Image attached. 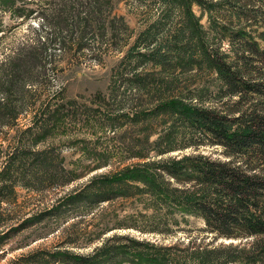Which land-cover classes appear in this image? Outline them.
I'll use <instances>...</instances> for the list:
<instances>
[{
    "label": "trees",
    "instance_id": "obj_1",
    "mask_svg": "<svg viewBox=\"0 0 264 264\" xmlns=\"http://www.w3.org/2000/svg\"><path fill=\"white\" fill-rule=\"evenodd\" d=\"M64 1L60 13L75 17V26L80 28L75 35L79 44L72 50L51 49L50 54L47 40L35 38L7 50L0 58L3 125H9L17 114L11 108L10 96L29 97L33 91H43L47 85L45 67H51L54 75L58 70L56 55L69 60L68 70L85 63L87 56L96 65L102 64L108 54L103 46L108 44L112 47L110 53L117 52L123 46V37L132 35L123 16L112 11L113 0H87L83 14L69 10L71 2ZM151 1L157 9L151 16H155L134 32L132 44L109 76L113 93L118 86L128 90L118 97L114 95L113 104L119 113L111 119L123 117L141 126L135 146L125 145V151L137 160L99 175L100 190L73 189L19 223L5 230L0 226V242L48 217L115 197L146 199L152 206L151 219L158 227L157 233L169 231L172 224L178 227L179 218L185 223L193 218L200 222L197 234L188 232L186 244L179 249L176 240L158 244L112 235L87 255L65 249H34L25 254L28 262L19 264H264V47L258 46L242 26L234 27L226 20L230 17L240 23L243 19L245 24L259 18L264 27V0H245L241 4H233V0ZM25 2L0 0V7L25 17ZM192 5L199 7L198 15ZM144 7L150 9L149 4ZM202 12L207 14L213 30L210 36L200 23ZM61 37V43H70L69 38ZM223 39L229 41L228 48L219 50L216 44ZM89 41L96 43V48L84 49ZM200 73L213 75L214 100L203 99L209 93L205 86L191 88L192 83H185L187 77L201 79L194 77ZM61 92L62 89L51 93L25 128L29 152L22 155L34 158L29 165L38 172L45 162V151L31 148L46 137V131L59 127L51 126L46 116H59V110L67 107L57 102ZM94 96L99 101L106 99L98 92ZM72 104L69 109L74 108ZM100 107L99 104L98 110ZM179 132L187 136L178 137ZM21 141L18 144L22 145ZM203 145L213 147L216 153L202 152L199 147ZM188 147L190 151L171 154ZM22 155L13 152L4 160L0 192H12L13 183L8 177L11 171L27 164ZM71 180L69 177L62 182ZM200 233L201 237H197ZM219 238L238 243L215 244Z\"/></svg>",
    "mask_w": 264,
    "mask_h": 264
},
{
    "label": "rangeland",
    "instance_id": "obj_2",
    "mask_svg": "<svg viewBox=\"0 0 264 264\" xmlns=\"http://www.w3.org/2000/svg\"><path fill=\"white\" fill-rule=\"evenodd\" d=\"M67 1L71 2L69 10L77 11L79 14H83L82 10L87 7V0ZM244 1L233 0V4H241ZM63 4H65L64 0H26V9L23 13L28 15L25 17L10 14L0 7V58L20 42L35 38L40 41L47 40L46 46L50 47L48 48L50 54L51 49L56 51L62 48L75 49L79 44L76 43L75 35L80 28L75 26L74 16H67L68 12L66 15L60 13ZM144 4H149L150 9L144 7ZM155 7L151 0H113L112 11L123 16L129 34L132 33L129 38L123 37L121 49L110 53L112 47L106 44L103 48L107 49L108 54L104 56L102 64L96 65L87 56L85 63L75 64L69 70L66 67L69 60L56 55L58 70L54 75L51 67H45L47 85L43 91H33L31 92L33 95L29 97H21L20 94L10 96V101L13 102L11 108L17 111V114L9 125L0 122V168L8 154L17 152L22 155L29 152L28 132L25 128L30 125L33 113L40 107L39 105H44L51 93L62 89L57 102L67 107L59 110L58 114L61 113L59 116L57 113L46 116L51 126L59 127L46 131V137L30 147L32 150L45 151L42 154L46 158L41 171L38 172L34 166L29 165L34 161L33 157L25 158L22 155L23 161L27 164L21 165L17 171L10 172L8 180L13 183L12 192H0V226H5L4 230L19 223L37 209L50 206L57 198L73 189L100 190L99 185L102 184L99 175L113 172L137 160L125 151V145L135 146L141 126L132 121L127 122L123 117L116 121L111 119L114 114L119 113L116 111L117 106L113 104L114 95L118 97L123 91L128 93V90L118 86L113 93L110 90L112 83L109 81V76L119 57L132 44L134 32L141 30L144 23L155 16H151L153 12H157ZM29 9L32 10L31 13H28ZM36 10L42 14L33 12ZM192 10L195 15L199 14L198 6L192 5ZM255 19L245 24L243 19L240 23L230 17L226 20L231 21L234 27L242 26L247 33H250V38L256 40L258 46L264 47L263 23L259 18ZM200 23L208 32H206L207 36L213 34L205 12L200 16ZM57 34L69 38L70 43H61L62 37ZM53 38H56L55 42ZM209 42L213 43L210 38ZM227 43L229 41L223 39L219 44H215L220 50L227 49ZM92 47L96 48V43L92 41L84 45V49ZM194 77L201 79L191 80L192 77H187L184 79L185 83H192L189 85L191 88L205 86L209 93H205L203 99L214 100L216 82L212 81L213 75L200 73ZM2 92L0 90V100L3 97ZM96 92L106 96V99L97 100L94 96ZM54 101L53 99L52 102ZM70 102L73 103L74 108L69 109ZM99 104L102 107L98 110ZM154 128L156 127L151 126V130ZM177 136L185 137L187 134L183 135L179 132ZM153 138L154 135H151L150 139ZM20 140L22 145L18 144ZM212 148L206 145L199 147L204 153L215 152ZM190 149L188 147L176 150L171 154L190 151ZM69 177L72 178L71 181L62 182ZM65 212L66 214L48 217L4 238L0 242V264H10L12 260H14L12 264L26 263L28 262V258L25 257L26 252L34 249L50 251L65 249L72 254L87 255L112 235L127 236L139 241L144 239L158 244H168L176 240L179 249L187 242L186 234L188 232L197 234L196 227L200 225V222L193 218H188V223L179 218L178 227L172 224L169 231L157 233L158 227L151 219L152 206L143 197L141 199L115 197L99 204L82 205L71 213L69 210ZM200 235L201 233L197 237ZM219 242L237 244L238 240L219 238L215 244ZM176 252L179 255V251ZM51 264L66 263L57 261Z\"/></svg>",
    "mask_w": 264,
    "mask_h": 264
}]
</instances>
